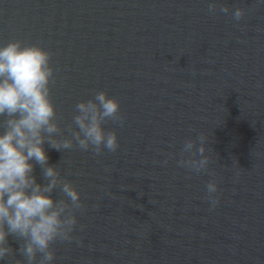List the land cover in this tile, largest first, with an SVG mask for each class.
Returning a JSON list of instances; mask_svg holds the SVG:
<instances>
[{
	"label": "water",
	"instance_id": "water-1",
	"mask_svg": "<svg viewBox=\"0 0 264 264\" xmlns=\"http://www.w3.org/2000/svg\"><path fill=\"white\" fill-rule=\"evenodd\" d=\"M208 2L0 0V45L52 53L62 127L100 90L124 116L122 127L104 125L117 132L116 152L45 145L86 205L73 233L82 243H56L53 264H264V0H218L252 8L239 22ZM200 133L211 162L195 174L176 160Z\"/></svg>",
	"mask_w": 264,
	"mask_h": 264
},
{
	"label": "clouds",
	"instance_id": "clouds-1",
	"mask_svg": "<svg viewBox=\"0 0 264 264\" xmlns=\"http://www.w3.org/2000/svg\"><path fill=\"white\" fill-rule=\"evenodd\" d=\"M251 11L243 6L232 10L218 0L208 2L210 14L230 13L236 22ZM51 57L40 43L13 39L0 45V260L19 257L15 264H53L56 243H82L73 233L86 205L72 181L61 175L57 164L49 163L45 145L61 152L78 148L99 157L119 148L117 132L106 130L105 123L124 125L120 101L100 90L79 100L71 122L62 127L63 117L52 98ZM207 139L204 133L186 139L177 165L195 174L208 172ZM175 156L169 153L162 163ZM37 165L41 179L35 175ZM217 193L216 180H209L205 199L211 209L219 203ZM9 236L19 244L17 249Z\"/></svg>",
	"mask_w": 264,
	"mask_h": 264
}]
</instances>
